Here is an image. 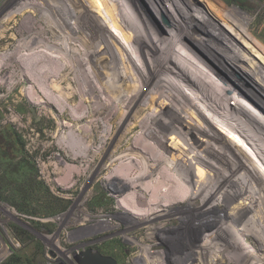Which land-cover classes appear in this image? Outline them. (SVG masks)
<instances>
[{"label":"bare ground","instance_id":"1","mask_svg":"<svg viewBox=\"0 0 264 264\" xmlns=\"http://www.w3.org/2000/svg\"><path fill=\"white\" fill-rule=\"evenodd\" d=\"M78 8L80 10H77ZM181 8L179 7V12L182 15L184 13V18L192 16V13H186ZM22 13L33 16L47 31L54 34V39L60 40V48L63 49L62 53L66 59L62 61L64 65L53 63L54 65L46 68H34L32 56L41 52L40 50L35 53L34 48L33 50L30 48L31 42L40 37L36 36L38 34L36 32L28 37V41L19 43L17 48L15 47L20 52L22 50V53L14 52L9 56L6 53L0 56V89L8 87L5 95L0 97V103L9 105L12 113L17 114L13 122L21 120L18 107L20 102L18 96L21 95L26 96L37 107L38 114L46 119H51L48 111L50 106H56L62 112H66L67 109L70 116L66 115L76 122L82 118L81 111H84V106L88 108V112L85 111L89 118L86 126L79 127L75 131L67 130V133L63 134L61 130H64L66 125L55 117L54 135L39 136L49 141L42 146L43 154L58 148L67 162L72 164L80 160L83 167L68 164L60 171L59 168L50 170V165H46L43 167L44 174L60 175L61 177L57 176V186L59 185L63 191H68L76 185L73 177H79L94 163H98L90 180L87 181L88 184L97 176L107 172L102 182L117 198V206L141 221L136 228L137 233L141 230L146 231L144 236L136 241L133 240L134 237L129 238L128 231L133 230L132 227L121 231L123 239L130 244V251L139 249V254L132 256L139 264L168 263L167 252L161 249L153 250L158 247L152 236L155 229L180 219L170 213L171 207L186 203L197 205L201 210H213L214 207L229 210L234 218L233 222L225 224V228L231 230L234 236L229 244L243 248L252 264H259L260 254L254 253L253 248L260 250L264 257V237L260 238L257 234L258 228L264 230V135L258 127L245 115L236 113L226 99L227 105H225L221 92L205 77L202 78L197 71H193L172 50L167 54L173 56L170 66L175 71L163 68L161 63L157 66L159 53L150 49L145 42L152 41L151 37L141 34L142 26L139 22L132 24L133 27L129 26L128 19L118 13L112 0H18L15 11L8 18ZM66 17L72 19L71 26L66 22ZM133 18L135 17L132 16ZM84 27L88 31L92 30L87 45L84 44L83 48L78 50L71 48V41L76 39L72 38V34L78 30L84 31ZM220 37L224 42L223 45L227 46L225 52L236 71L243 73L253 83H255L253 78L261 72L263 77L261 81H257L263 86L264 62L257 59V64H254L252 57L250 60V55L246 59V55L238 50L237 45L231 44L232 40L229 41L222 33ZM40 43L41 41L35 43L37 49L42 45H39ZM91 44L95 59L107 66V73L116 74V80L112 73L109 76L114 81L112 90L106 87L104 77L101 78L94 67L91 66V73L87 77H84L83 71L80 72L81 69L78 70V66L80 67L83 61L77 59L78 57L75 58L79 54H83L87 64L88 62L91 64L93 59L86 50ZM115 46L121 48L117 53L119 57L114 52ZM239 57L247 60L250 67L240 63ZM46 58L49 59L50 56ZM37 60L39 61L40 58ZM12 61L15 65H12ZM56 64L59 67L55 66ZM128 69L138 81L130 80L127 76ZM226 70L229 71L228 68ZM70 77L72 79H69ZM153 77L159 81L158 84L153 82ZM22 79L32 81L34 87L37 85L42 88L45 85L51 88L49 95L58 93L59 96L63 95L54 90V84L57 81L68 82L73 89L67 94L79 97L78 102L71 105L68 98L59 99L52 95L47 100L44 99L45 101H39L40 99L35 97L32 85L27 91L19 90ZM217 83L220 84L218 80ZM245 88L253 92L256 86L254 88L249 84V87ZM155 92L163 93L179 107H166V110L160 109L152 115L151 106L144 104V99ZM64 103H67L71 110ZM262 104L264 105V101ZM121 105L124 106L125 111L116 112L117 107ZM135 107L138 108V116L133 113ZM4 110L0 107V113H4ZM71 111L77 114V117ZM106 122L111 126V130L105 127ZM137 127L139 132L130 136ZM75 132L77 135L74 134ZM164 140H167L165 145L162 142ZM37 143L36 139L30 141L32 153L38 150L39 143ZM192 169L195 173H192ZM85 187L86 185L82 189L85 190ZM91 199L93 197L88 195L86 202ZM88 218L81 221L87 222ZM227 218H230V215L227 214ZM249 218L250 229L241 235L239 222ZM148 219L153 220L147 221ZM105 223L108 222L102 224ZM248 240H251L254 246L250 247ZM145 242L149 243L145 244ZM185 249L186 254L196 256L197 264L224 263L223 260L226 259L238 264L237 257L228 246L220 244L212 236L197 249L190 246ZM261 262L264 264V258Z\"/></svg>","mask_w":264,"mask_h":264},{"label":"rangeland","instance_id":"2","mask_svg":"<svg viewBox=\"0 0 264 264\" xmlns=\"http://www.w3.org/2000/svg\"><path fill=\"white\" fill-rule=\"evenodd\" d=\"M17 2L18 0H0V39H2L0 41V56L6 53L8 56L14 52L22 53V50L20 52L16 49L18 44L28 41V37L36 32L39 34L36 36L40 37L33 41L34 43L31 42L30 48L32 50L34 48L35 53L40 50L41 52L34 53L35 55L32 56V66L34 68H46L53 63H59V66L64 65L62 61L66 59V56L64 57L63 49L60 48V40L54 39V34L51 31H47L39 21L28 13L8 18L15 11ZM112 3L118 13L128 19L129 26L133 27L132 24L139 22L142 26V29L140 28L141 34L151 37L152 41L146 40L145 42L150 49L158 51L160 58L157 66L161 63L163 68H170L171 71H175L170 66L173 56L167 54L168 51L172 50L193 71H197L202 78L205 77L221 92L225 105H227L226 100L229 101L236 113L245 115L264 135V105L262 104L264 101V83H262L263 86L258 83L263 75L261 72L258 73L255 76L256 80L252 77L255 82L253 83L243 73L236 71L237 69L231 64L232 61L225 52L227 46L223 45L224 42L220 37L222 33L224 37H228L229 41L232 40L231 44L237 45L238 50L240 49L246 55V59L250 55V60L252 57L254 64H257V59L264 62V0H112ZM179 7H182L186 13H192V16L184 18V13L183 15L180 14ZM132 16L135 18L132 19ZM65 20L71 26L72 19L69 20L66 17ZM90 32L92 30L88 31L85 27L84 31L74 32L72 38L76 39L71 41V48L82 49L91 37ZM37 41H41L39 45H45H41L37 49L35 44ZM89 47L90 49H88ZM89 47H86V50L93 60L90 62L91 64L89 62L87 64L83 54H79L75 58L78 57L77 59L80 61L83 59V61H81L82 65L78 66V70L81 69L80 72L83 71L82 74L87 77L91 73V66L94 67L101 78L104 77L106 87L112 90L114 81L109 77L112 72L110 74L106 72L107 66L95 59L92 44ZM115 47L117 51L112 48L115 49L114 52L119 57L117 53L121 51V48L120 46ZM38 58H40L39 61ZM238 60L245 67H250L249 62L243 57H239ZM13 61L12 65H15ZM223 66L228 68L230 72ZM128 73L127 76L130 77V80L136 82L138 78H134L129 69ZM112 76L116 80V74L112 73ZM152 80L154 83H159L154 77ZM217 80L220 84L217 83ZM21 81L22 85L19 90L27 91L33 86L32 81L24 79ZM93 84L95 85V83ZM249 84L254 88L256 86L253 92L245 88L246 86L249 87ZM7 88L0 89V97L5 95ZM33 89L36 94L35 97L40 99L39 101H45L52 95L59 99L68 98L69 104L74 105L79 99L75 95H68L73 89L68 82L57 81L54 84V90L61 92L63 96H59L58 93L49 95L51 88H47L45 85L42 88L35 85ZM39 89L40 91H38ZM163 89L165 91V88ZM18 98H20L18 107L21 120L16 123L13 121H15L17 114L12 113L9 105L0 103V107L6 110L4 113H0V264H78L77 256L86 251H90L92 254L99 253L110 256L116 261V264H139L138 261L133 260L139 254V249L131 252L130 244L123 239L121 233L123 229L132 227L133 230L128 229L129 238L133 239L134 237L133 240L136 241L143 237L146 231L141 230L139 231L140 234L137 233L136 228L139 227L138 223L141 221L117 206V198L102 182L106 178L107 172L97 176V180L93 179L88 184L87 181L90 180L98 163H94L88 171L80 174L79 177H73V182L76 184L75 189L68 191H63L59 185L57 186L56 181L58 177H61L60 175L44 174L43 167L46 165H50V170L59 168L60 171L68 164L82 166L80 160L72 164L67 162L58 148L48 150L47 153L43 154L42 146L49 141L43 136L40 138L39 136L54 135L55 117L66 125V128L61 130L63 134L67 133V130L75 131L79 127L86 126L89 118L85 111L88 112V108L84 106V111H81L82 118L76 122L68 117L70 115L67 109L66 113L56 106H50L48 111L51 119H46L38 114L37 107L26 96L21 95ZM101 98L103 99V97ZM41 104L43 105V103ZM144 104H150L152 115H155L160 109L166 110V107H179L163 93L158 94L157 92L146 96ZM65 105L71 110L67 103ZM124 111L123 105L116 109V112L119 113ZM71 113L75 115L74 112L71 111ZM133 113L136 116L139 115L137 107L134 108ZM105 127L111 130L108 122H106ZM137 132H139L138 127L130 136ZM74 134L77 135V132ZM33 139L39 143H37L38 152L34 153L30 149V141ZM162 142L165 145L167 140ZM93 167L95 168L93 169ZM192 173H195V170L192 169ZM84 185H86L85 190L82 189ZM88 195H91L93 199L86 202ZM170 213L180 219H175L171 223H165L162 228L155 229L152 236V240L157 243L158 247L153 248V250L161 249L167 252L168 263L165 264H197L196 256L188 255L184 250L187 246L197 249L211 236L220 244L228 246V249L237 257L238 264L244 262V264H252L248 253L245 254L243 248L229 244L234 238L232 231L225 228V224L234 220L229 210H224L222 207H214L213 210H201L197 205L186 203L171 207ZM227 214L230 215V218H227ZM87 218V222L81 221ZM152 220L148 219L147 221ZM103 222L108 223L104 225ZM239 223L241 235H244L250 229V218L248 220L242 219ZM99 226H102L100 230ZM202 234H206V236ZM257 234L258 237L263 238L264 230L258 228ZM250 241L248 240V245L254 246ZM148 243L145 242V244ZM255 249L254 247L253 252L257 255L260 254L258 260L261 264V260L264 258L263 254L260 250ZM227 261L226 259L223 260L224 263L218 262L216 264H235L230 260Z\"/></svg>","mask_w":264,"mask_h":264},{"label":"water","instance_id":"3","mask_svg":"<svg viewBox=\"0 0 264 264\" xmlns=\"http://www.w3.org/2000/svg\"><path fill=\"white\" fill-rule=\"evenodd\" d=\"M76 261L78 264H116V261L112 257L99 253L92 254L90 251L78 255Z\"/></svg>","mask_w":264,"mask_h":264}]
</instances>
